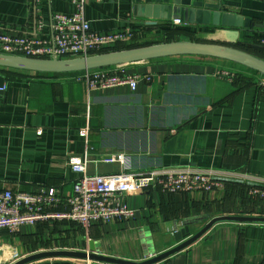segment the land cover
<instances>
[{"label":"crops","instance_id":"crops-1","mask_svg":"<svg viewBox=\"0 0 264 264\" xmlns=\"http://www.w3.org/2000/svg\"><path fill=\"white\" fill-rule=\"evenodd\" d=\"M133 5L134 0H85L84 14L95 31L132 29L137 46L168 38L230 40V29L212 24L175 19L149 23L135 16ZM222 5L256 24L241 31L234 45L260 42L264 0H222ZM77 9L74 0H0V31L35 33L43 22L47 34L54 14L71 15ZM233 65L203 56L129 64V72L151 80L142 79L136 90L116 86L90 93L71 75L1 72L6 90L0 95V190L55 188L62 198L69 197L80 176L70 164L72 157L85 161L89 174H113L124 171L123 166L102 159L118 153L129 157L130 171L208 169L224 185L191 193L149 188L127 196L135 210L131 220L94 222L85 228L49 219L14 233L0 229V264L49 250L92 252V242L100 254L140 262L179 244L175 234L186 225L192 235L216 216H264L261 210L244 211L246 195L240 186H264V77L227 67ZM237 72L254 76L253 84L244 86L234 77ZM28 264L94 262L57 257ZM155 264H264V223H218L189 247Z\"/></svg>","mask_w":264,"mask_h":264},{"label":"built area","instance_id":"built-area-1","mask_svg":"<svg viewBox=\"0 0 264 264\" xmlns=\"http://www.w3.org/2000/svg\"><path fill=\"white\" fill-rule=\"evenodd\" d=\"M74 14H54L51 31L43 34L44 23L40 22L35 33L0 31V53L31 58H74L97 54L119 42H127L134 36L132 29L99 32L92 29L85 17V0H74ZM176 23H181L175 19ZM260 43L264 45V37ZM127 65L76 72L70 77L83 82L88 92L116 86H129L136 90L138 83L148 75L131 73ZM228 74V72H226ZM260 84L264 85V78ZM6 83L0 87L4 93ZM108 163H118L124 171L113 174H89L86 162L72 157L70 164L80 173L73 194L62 198L55 188L40 192L12 189L0 190V229L18 232L27 224L54 219L74 221L85 228L94 222L114 219L131 220L135 210L130 208L126 197L149 188L163 192H210L224 185L212 170L184 167H160L149 171H130L129 157L118 153L103 158ZM249 195L264 205V186L249 185Z\"/></svg>","mask_w":264,"mask_h":264},{"label":"water","instance_id":"water-1","mask_svg":"<svg viewBox=\"0 0 264 264\" xmlns=\"http://www.w3.org/2000/svg\"><path fill=\"white\" fill-rule=\"evenodd\" d=\"M213 1H218V3L215 4ZM133 12L135 16L146 18L149 23L153 24L160 20L179 19L184 24L221 26L230 29V40L227 43L171 40L74 58H31L0 53V68L64 74L136 64L173 56H203L227 60L255 70L264 76V58L234 46L240 32L251 29L256 24L250 17L225 11L222 0H134ZM4 83L5 78L0 75V87ZM2 94L3 92L0 91V95ZM222 222L264 223V216L243 214L216 216L192 235L190 227L186 225L175 234L177 240L180 241L179 244L140 262L100 254L92 242L90 244L92 252L49 250L31 254L13 264H28L40 259L57 257L84 259L93 261L94 264H155L189 247L215 225Z\"/></svg>","mask_w":264,"mask_h":264},{"label":"trees","instance_id":"trees-1","mask_svg":"<svg viewBox=\"0 0 264 264\" xmlns=\"http://www.w3.org/2000/svg\"><path fill=\"white\" fill-rule=\"evenodd\" d=\"M165 29H168V28H165ZM170 29V28H169ZM134 37V36H133ZM136 37H134L133 39L127 41V42H119L118 44H116L115 46H112V47H109V48H106L104 49L103 51H100L99 53H103V52H108V51H114V50H122V49H128V48H133V47H139L137 46L138 43L136 42ZM171 39L168 38L166 41H170ZM130 42V44H129ZM149 45V44H147ZM143 46V45H141ZM234 46L240 48V49H243V50H246L250 53H253L259 57H262L264 58V45H262L259 40L257 41V44H251V45H244V44H241V43H238V44H235ZM224 61H227V60H224ZM227 62H230V61H227ZM232 64H234L233 66H240L241 68H245L247 70H249L253 75H260L259 72L255 71V70H252V69H249V68H246L244 66H241L239 64H236V63H233V62H230ZM114 67V66H112ZM111 68V67H109ZM12 70H15V69H5V68H0V73H8L9 71H12ZM16 71H19V70H16ZM13 72V71H12ZM75 73L71 72V73H64V74H60V75H73ZM8 75V74H7ZM36 75L38 76H57L59 74H56V73H39V72H36ZM238 81L242 82V83H245L244 86H248V85H251L253 84L254 82V76H250V75H245L244 73L242 72H237L234 76ZM264 77V76H263ZM247 80V81H244V80ZM232 186L233 187V184H228V187ZM242 188H243V192L244 194L246 195L245 197V202H246V206L244 207V211H248V212H253L254 210L258 211V210H261V213L260 215H264V205L262 203V201L260 200H255L254 198H252L249 194H248V188L246 185H240ZM256 202V203H254ZM235 214H240L238 212H236Z\"/></svg>","mask_w":264,"mask_h":264},{"label":"rangeland","instance_id":"rangeland-1","mask_svg":"<svg viewBox=\"0 0 264 264\" xmlns=\"http://www.w3.org/2000/svg\"><path fill=\"white\" fill-rule=\"evenodd\" d=\"M226 62V61H225ZM228 68H231V69H233V70H235V71H237L238 69H241V70H247V69H245V68H241L240 66H234V67H232V66H227ZM248 71V70H247ZM225 72H227V71H225Z\"/></svg>","mask_w":264,"mask_h":264}]
</instances>
